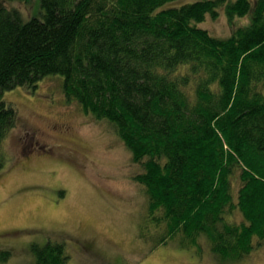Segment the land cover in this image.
Masks as SVG:
<instances>
[{"label":"trees","instance_id":"1","mask_svg":"<svg viewBox=\"0 0 264 264\" xmlns=\"http://www.w3.org/2000/svg\"><path fill=\"white\" fill-rule=\"evenodd\" d=\"M187 1L39 0L24 19L0 0V171L18 120L3 92L59 75L65 99L109 122L141 166L159 243L203 237L227 264L264 243V0ZM220 13L226 37L199 26ZM30 253L68 264L59 239ZM10 255L0 248V264Z\"/></svg>","mask_w":264,"mask_h":264},{"label":"rangeland","instance_id":"2","mask_svg":"<svg viewBox=\"0 0 264 264\" xmlns=\"http://www.w3.org/2000/svg\"><path fill=\"white\" fill-rule=\"evenodd\" d=\"M38 1L1 0L24 19L38 16ZM225 18L207 16L199 26L226 37ZM61 85L60 76L51 75L32 90L3 92L18 120L1 143L0 248L11 252L2 264H32L30 243L48 238L64 242L68 264H223L203 237L199 246L182 245L178 236L159 243L162 233L147 219V196L133 179L141 166L114 127L67 101ZM70 138L74 154L65 148ZM227 264H264V243Z\"/></svg>","mask_w":264,"mask_h":264},{"label":"flooded vegetation","instance_id":"3","mask_svg":"<svg viewBox=\"0 0 264 264\" xmlns=\"http://www.w3.org/2000/svg\"><path fill=\"white\" fill-rule=\"evenodd\" d=\"M69 128H71L70 125L69 126H66V128H64L63 130L65 132H68L70 130ZM68 135L73 136L72 131L69 132ZM70 140H67V143L65 144V148L68 149V151H69L70 154H74L77 151V149H76L77 145L72 141L71 138H70Z\"/></svg>","mask_w":264,"mask_h":264}]
</instances>
